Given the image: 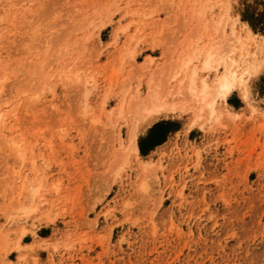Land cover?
Returning a JSON list of instances; mask_svg holds the SVG:
<instances>
[{
    "label": "rangeland",
    "instance_id": "obj_1",
    "mask_svg": "<svg viewBox=\"0 0 264 264\" xmlns=\"http://www.w3.org/2000/svg\"><path fill=\"white\" fill-rule=\"evenodd\" d=\"M0 264H264V0H0Z\"/></svg>",
    "mask_w": 264,
    "mask_h": 264
},
{
    "label": "bare ground",
    "instance_id": "obj_2",
    "mask_svg": "<svg viewBox=\"0 0 264 264\" xmlns=\"http://www.w3.org/2000/svg\"><path fill=\"white\" fill-rule=\"evenodd\" d=\"M250 30V29H249ZM229 67H225L222 74L218 77L217 83L215 84L216 87V93L222 97H226L233 89V86L237 81L239 83H244V80L242 78L243 73L248 72V69L245 68L244 71H242L241 74H238L235 69H230ZM245 77V76H244ZM245 85V84H244ZM243 96L244 98L248 97L249 91L247 89V86H243ZM210 107V110L212 111V103L208 104ZM155 111V109H149V113L151 115V112ZM153 114V113H152ZM146 116V115H145ZM150 117V116H149ZM136 127V126H135ZM129 145H130V152L132 154L137 155L138 153V147L136 143V133L135 130H132L129 133Z\"/></svg>",
    "mask_w": 264,
    "mask_h": 264
},
{
    "label": "trees",
    "instance_id": "obj_3",
    "mask_svg": "<svg viewBox=\"0 0 264 264\" xmlns=\"http://www.w3.org/2000/svg\"><path fill=\"white\" fill-rule=\"evenodd\" d=\"M167 121L155 123L149 130L145 137H140L138 140V148L142 155L147 154L156 145L164 141L168 131Z\"/></svg>",
    "mask_w": 264,
    "mask_h": 264
}]
</instances>
